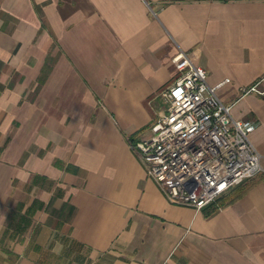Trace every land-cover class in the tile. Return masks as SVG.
Here are the masks:
<instances>
[{
  "label": "crops",
  "instance_id": "crops-1",
  "mask_svg": "<svg viewBox=\"0 0 264 264\" xmlns=\"http://www.w3.org/2000/svg\"><path fill=\"white\" fill-rule=\"evenodd\" d=\"M182 52L264 167V0H0V264H264V172L195 209L129 145Z\"/></svg>",
  "mask_w": 264,
  "mask_h": 264
},
{
  "label": "built area",
  "instance_id": "built-area-1",
  "mask_svg": "<svg viewBox=\"0 0 264 264\" xmlns=\"http://www.w3.org/2000/svg\"><path fill=\"white\" fill-rule=\"evenodd\" d=\"M175 69L157 93L166 106L150 121L147 136L129 145L170 203L201 209L264 167L249 139L255 123L232 118L231 105L217 95L221 83L209 85L205 68L186 52Z\"/></svg>",
  "mask_w": 264,
  "mask_h": 264
},
{
  "label": "rangeland",
  "instance_id": "rangeland-1",
  "mask_svg": "<svg viewBox=\"0 0 264 264\" xmlns=\"http://www.w3.org/2000/svg\"><path fill=\"white\" fill-rule=\"evenodd\" d=\"M156 103L158 107L164 108L166 106V103L162 100V98H157Z\"/></svg>",
  "mask_w": 264,
  "mask_h": 264
}]
</instances>
